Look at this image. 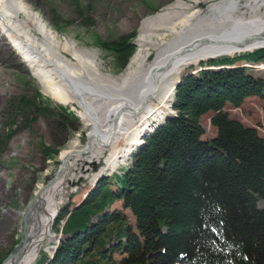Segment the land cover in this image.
I'll list each match as a JSON object with an SVG mask.
<instances>
[{"label": "trees", "instance_id": "obj_1", "mask_svg": "<svg viewBox=\"0 0 264 264\" xmlns=\"http://www.w3.org/2000/svg\"><path fill=\"white\" fill-rule=\"evenodd\" d=\"M133 38L99 47L123 70ZM238 62L264 64V49L201 61L212 68L183 75L175 114L145 137L128 168L61 208L52 227L61 239L51 258L41 251L35 264H264V139L224 110L251 97L264 101V76L231 67ZM58 109L62 123L77 121ZM207 113L215 135L203 140L199 121ZM114 202L122 209H111Z\"/></svg>", "mask_w": 264, "mask_h": 264}, {"label": "rangeland", "instance_id": "obj_2", "mask_svg": "<svg viewBox=\"0 0 264 264\" xmlns=\"http://www.w3.org/2000/svg\"><path fill=\"white\" fill-rule=\"evenodd\" d=\"M20 1L56 34L58 40L73 41L80 51L96 56L99 71L104 75L109 74L113 77L121 76L130 68L132 57L138 51L142 53V59H145V62H150L160 50L156 48V42L164 40L167 48L173 47L200 31L221 33L223 29L229 26L227 22L220 26L218 20L213 19L207 11L209 4L221 0ZM165 12L170 14L167 23L176 26V32H180L179 36L172 33L165 34L167 28H164L158 32L160 33L158 34L159 38L152 35V43L139 46L138 42L144 21ZM260 12L264 13V7ZM244 14L245 16L248 15L247 12H244ZM184 16H190V18L186 24L182 25L180 20ZM132 33H134L132 41L135 50L126 67L119 70L113 56L102 50L99 44L111 42L120 36ZM221 55L226 56L227 54ZM221 55L219 56L222 57ZM234 55L233 53L226 57H233ZM22 59L17 50L11 47V43L0 35L1 263L19 244L22 218L36 192L57 175L62 164L58 159L59 153L69 148H74V151H82L87 143L86 132L88 126L80 117L78 107L72 104H61L51 98L43 90ZM262 64L261 62L253 64L238 62L231 67H243L254 76H264V64ZM210 68L199 66V62L182 66L179 70L178 80L180 81L183 75L189 73L196 75L199 71ZM175 90L176 86L170 109H167L162 118L156 120V122L152 117L153 120L150 119L147 122L149 126L147 125L148 127L141 130L140 135L137 134L135 143L128 145L129 143L127 144L126 141H119L118 149L122 151H120V158L113 168L104 163L109 151L104 152L103 157L97 161V164H92V161L89 162L86 158L80 157L72 159L69 165H66L64 172L59 177V180L62 181V187L53 196L52 201V205H57L56 217L63 206L68 204L72 208L79 204L101 177H112V174L119 175L124 168L129 167L132 154L142 146L145 137L169 116L175 114L172 109ZM38 107L39 109H37ZM58 107L67 108L69 112L74 113L77 121L69 124L62 123L59 118ZM224 110L229 113L231 118L239 120L244 125L256 128L264 139V101L257 97H251L245 99L239 107L234 108L226 105ZM210 117L211 113H207L199 121L205 130L204 135L201 137L203 140L210 139L215 135V129L209 122ZM31 118H35V120L29 124L28 120ZM12 130L15 131V134L7 143L3 144L2 140L6 133ZM44 149H55L58 154L55 158L50 157ZM81 156L85 155L81 154ZM259 205L262 206V203L260 202ZM111 209H122L121 203L114 202ZM124 214L129 222L133 223L129 211H124ZM51 226L53 227V221ZM52 227H50V235L44 240L40 250V252H45L49 258L53 256L61 239L60 233L54 232ZM5 255L7 256L5 257Z\"/></svg>", "mask_w": 264, "mask_h": 264}, {"label": "bare ground", "instance_id": "obj_3", "mask_svg": "<svg viewBox=\"0 0 264 264\" xmlns=\"http://www.w3.org/2000/svg\"><path fill=\"white\" fill-rule=\"evenodd\" d=\"M262 7L264 0L213 2L207 7L209 15L220 26L229 24L221 33L200 31L168 48L160 39L162 42H156L160 50L150 62H145L138 51L132 57L130 68L119 77L102 74L96 56L80 51L75 42L58 40L20 0H0V35L21 55L43 90L61 104L77 106L88 126L86 136L90 149L85 156L69 148L59 153V161L69 165L72 159L83 157L97 164L104 152L109 151L104 163L113 168L122 151L118 149L119 141H126L128 145L135 143L137 134L149 126L147 122L152 117L156 122L170 109L182 66L210 56L264 47ZM169 16L165 12L145 20L139 46L152 43V35L159 38L158 32L164 28H167L165 34L179 36L176 26L167 23ZM189 18L184 16L180 23L186 24ZM61 187L62 181L58 179L37 195L26 219L24 236L3 264H34L44 240L50 235L51 222L58 211L57 205H52L53 196Z\"/></svg>", "mask_w": 264, "mask_h": 264}, {"label": "water", "instance_id": "obj_4", "mask_svg": "<svg viewBox=\"0 0 264 264\" xmlns=\"http://www.w3.org/2000/svg\"><path fill=\"white\" fill-rule=\"evenodd\" d=\"M254 49H264V47H259V48H254ZM253 49V50H254ZM252 50H243V51H240V52H235L234 54H239V53H244V52H251ZM224 55H226V54H224ZM227 55H230V54H227ZM226 55V56H227ZM222 56V55H221ZM232 56V55H231ZM217 57H220L219 55H217V56H210V57H208V58H206V59H200L199 61H197V62H201V61H203V60H208V59H215V58H217ZM86 148V149H85ZM84 149L85 150H82V151H80L79 153H81V154H85V153H87L88 151H89V149H90V145H89V141L87 140V143H86V147H85ZM94 164V163H93ZM65 167H66V162L64 161V162H62V164H61V166H60V168H59V170H58V173H57V175H55L54 176V178L52 179V180H50L46 185H44V186H42L40 189H38V191L36 192V194H35V196H34V199L32 200V202L29 204V206L27 207V209H26V211H25V213H24V215H23V218H22V225H21V234H20V240H22V238H23V236H24V233H25V230H26V219H27V216H28V214H29V211H30V208L32 207V205H33V203H34V201H35V199L37 198V195L38 194H40V193H42L44 190H46L48 187H50V185H52L56 180H58L59 179V177L62 175V173L64 172V170H65ZM21 241H19V243H20ZM15 250V249H14ZM14 250L7 256V258L6 259H8L9 257H11L12 256V254H14ZM5 259V260H6ZM4 260V261H5ZM3 261V262H4ZM3 262L1 263V264H3Z\"/></svg>", "mask_w": 264, "mask_h": 264}]
</instances>
